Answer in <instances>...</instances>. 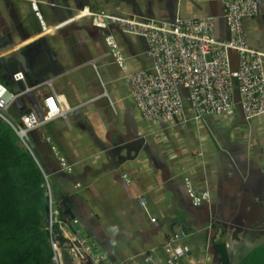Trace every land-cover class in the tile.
<instances>
[{
  "label": "crops",
  "instance_id": "obj_1",
  "mask_svg": "<svg viewBox=\"0 0 264 264\" xmlns=\"http://www.w3.org/2000/svg\"><path fill=\"white\" fill-rule=\"evenodd\" d=\"M226 1L0 0V45L14 40L17 48L26 47L24 55L31 70L30 76L22 74L16 79L14 75L21 71L4 68L7 74L0 78H5L9 91L18 96L9 112L14 117L19 114L17 118L31 111L42 117L43 100L49 95L67 111L66 116L31 133L34 150L43 157L53 189L60 187V200H66L75 213L81 224L79 232L95 240L100 251L114 262L145 254L166 259L165 244L182 232L184 247L188 246L185 239L197 240V248L189 246L191 255L182 259V264H208L205 254H212L219 264L215 246L224 242L217 241L220 232L211 230L213 222L225 229L220 234L227 240L241 227H264V116L248 122L236 105L224 116H207L202 120L208 124V133L194 147L191 137L176 140L180 132L175 133L176 129L182 130L180 117L185 121L188 113L183 112L172 121H146L154 131L170 132V137L160 134L157 140L151 139V131H142L136 124L135 103L124 76L125 84H116L109 70L104 71L106 83L101 77L97 80L85 73L92 62L108 67L114 61L104 41L106 34L114 36L125 55L132 40L119 27H94L81 12L89 8L92 12L128 13L164 21L213 16L216 36L225 40L229 37L223 17ZM257 1L259 13L244 20V29L250 46L254 44L255 49L264 52V0ZM33 2H37L45 28L33 10ZM154 4L157 12L152 11ZM16 5L21 7V19ZM30 10L35 25L27 20L33 17ZM72 30L86 31L96 39L91 54L87 44L79 42L81 36L70 35ZM49 37L58 42L71 40L70 48L49 41ZM42 47L47 53L43 61ZM146 49L147 43L138 51L148 64L129 63L130 68H149ZM6 51L0 56L10 49ZM0 83L4 84L2 79ZM229 120L231 124L224 123ZM232 121L234 126L239 124L236 132L229 128ZM257 139L260 144L253 151ZM185 177L191 178L197 193L208 191L210 200L194 206Z\"/></svg>",
  "mask_w": 264,
  "mask_h": 264
},
{
  "label": "built area",
  "instance_id": "obj_2",
  "mask_svg": "<svg viewBox=\"0 0 264 264\" xmlns=\"http://www.w3.org/2000/svg\"><path fill=\"white\" fill-rule=\"evenodd\" d=\"M43 28L45 24L37 2L32 3ZM257 0H228L224 4V20L229 38L216 36V19L181 18L164 21L148 17L120 16L106 11L85 13L92 25L100 30L119 27L129 36L141 37L147 43L146 55L149 68L130 70L121 46L112 34L105 37V44L114 62L125 72L131 87L133 102L147 122L172 121L185 110L186 97L195 121L207 116H224L235 105L234 92L238 90L240 107L246 121L264 116V52L251 48L244 29V20L259 13ZM231 52L238 57L237 70L233 71ZM96 68V62H92ZM23 72L14 75L20 79ZM18 96L0 83V118L15 131L23 146L33 154L31 132L57 117L66 116L53 95L43 100L42 117L35 112L22 114L19 118L10 114L9 108ZM62 165V164H61ZM46 178L47 218L49 240L52 249L50 264H182L191 255L181 243L184 233H175L165 244L166 259L144 257L125 258L114 262L100 251L95 240L81 235L73 226L78 221L61 217L56 206L53 190ZM184 182L194 206L210 200L208 191L197 193L190 177ZM146 209V203L142 202ZM155 222V218H151ZM213 262V258L207 257ZM66 260L69 262L66 263Z\"/></svg>",
  "mask_w": 264,
  "mask_h": 264
},
{
  "label": "trees",
  "instance_id": "obj_3",
  "mask_svg": "<svg viewBox=\"0 0 264 264\" xmlns=\"http://www.w3.org/2000/svg\"><path fill=\"white\" fill-rule=\"evenodd\" d=\"M45 175L48 170L41 153L36 149L32 154L0 118V264L51 263ZM54 196L61 217L70 221L59 194L54 192ZM215 251L219 264H231L225 242L215 246ZM241 264H264V245Z\"/></svg>",
  "mask_w": 264,
  "mask_h": 264
},
{
  "label": "rangeland",
  "instance_id": "obj_4",
  "mask_svg": "<svg viewBox=\"0 0 264 264\" xmlns=\"http://www.w3.org/2000/svg\"><path fill=\"white\" fill-rule=\"evenodd\" d=\"M28 6H30V2L28 1ZM24 7H25V3H23L22 4V8L24 9ZM16 8H17V13H18V16H19V18L21 19L22 18V14L19 12L20 11V9H21V7L20 6H18V5H16ZM117 8V5H115L114 6V9H116ZM29 9H30V7H29ZM48 11V10H47ZM152 11H155V12H157L158 11V6H157V4H154L153 5V8H152ZM30 12H31V10H30ZM32 13V12H31ZM4 15H6V16H8L9 14H8V11H5V13H4ZM31 16H33V17H28L27 18V20H28V22H30L31 24H33V25H35L36 24V20H35V17H34V14L32 13L31 14ZM9 19H11V20H13V18L12 17H10L9 16ZM248 19H252L251 17L250 18H248ZM226 23V22H225ZM246 31V30H245ZM70 35H72V36H81V38H79L80 40H79V42L82 44L83 42L85 43V44H87L86 46H87V48H90V50H89V54H91V48H94V46H95V44H96V39H91L90 38V36H89V34H88V32H86V31H80V32H77V33H75L74 32V30H72L71 31V33H70ZM127 37L129 36V35H126ZM106 37V36H105ZM105 37H104V39H105ZM129 38V40H132V43H133V45L132 46H130L129 47V52L128 53H126V55H125V60L126 61H128V64L129 63H131V64H133V65H138V64H141V63H143V65L145 66V65H147L148 64V61L146 60V58L143 56V55H141V54H139L140 52H142V51H138V50H140V49H145L146 48V41L143 39V38H141V37H135V36H129L128 37ZM248 38V37H247ZM55 39H57V38H54V37H49L48 38V40L49 41H51V42H53V43H57V44H65V45H67V48H70V43H71V40L70 41H67V42H58V41H56ZM228 39V38H227ZM248 41V40H247ZM248 43H249V41H248ZM136 44H139L138 46L136 45ZM249 45H250V43H249ZM253 45L254 44H252V46H251V48L253 47ZM138 47V48H137ZM140 48V49H139ZM254 48V47H253ZM108 51H109V49H108ZM147 51V49L146 50H144V52H146ZM136 55V57H132L133 55ZM145 56H147L146 54H145ZM41 57H42V61L44 60V58H47V53H46V49H45V47H42L41 48ZM109 57H111L112 58V56H110L109 55ZM129 58V59H128ZM149 63H150V61H149ZM90 66H92V67H90V68H85L86 70H85V73H88L90 76L93 74V76H95V78L97 79V80H99V77H101L104 81H105V83H106V78H105V75H104V71L105 70H109L111 73H112V75H113V77H114V79H115V81H116V79H117V81H116V84H125V80L123 79V76H126V74H127V72H125L124 70H122L113 60L110 62V65L108 66V67H103L102 66V63H99L98 61H96V68L94 67L93 68V65L92 64H90ZM135 68H130V70L132 71V70H134ZM120 88H123V87H120ZM121 91H122V89H121ZM123 94H125V91H124V93ZM112 96V95H111ZM135 105V104H134ZM133 108H135L134 109V113H135V121H136V124L138 125V127L142 130V131H144V129H146V130H150L151 131V133H152V137H151V139H158V136H159V138L161 137L160 136V134H164V135H166L167 137H170V132L169 131H163V130H161V131H159V132H157V130H155L154 131V128L153 127H149L148 126V123L142 118V116H141V113L138 111V108H137V106L135 105ZM185 112H188L187 113V116H185V121L183 120V117H180L181 118V124H180V126H181V129L182 130H178V129H176V131H175V133H177V131H180L179 132V137L176 139V140H183L184 138V136H188V137H191L190 139H189V141H192V143L194 144V147L196 146V144L197 143H199L200 142V138H201V136H206V134L208 133L207 132V122L205 121V120H201L199 123H197L194 119H193V116L191 117V114H192V111H191V106H190V103L188 102V101H186V106H185V111H184V113ZM29 113V112H28ZM133 113V112H132ZM15 116H19V114H15ZM236 116H237V114H236ZM186 119H187V121H186ZM252 121V120H251ZM224 123L225 124H231V120H229V122L228 121H224ZM232 123H233V126H229V128H231V129H233V132H236L237 131V129H238V127H239V124H237V125H235L234 126V123H235V121L233 122L232 121ZM45 125V124H44ZM44 125H41L40 127H38L37 129H39V128H41V127H43ZM37 129H35V130H37ZM34 131V130H33ZM32 131V132H33ZM152 131H154L155 133H153ZM31 132V133H32ZM30 136H31V134H30ZM198 141V142H197ZM259 144H260V140L259 139H257V141H255L254 142V149H253V151L255 150V149H257L258 147H259ZM60 191V187H57V186H54V192L55 193H58ZM211 230L212 231H216V234L218 233V232H220L221 234L222 233H224V232H222V231H220L221 230V228L219 227V225L217 224V221H215L214 223H213V226H212V228H211ZM175 231H179L178 230V228H175ZM83 232H81L80 234L81 235H84V234H82ZM218 234V235H216V239H217V241H221V242H227V239L225 238V235L223 236V235H221V234ZM241 238H245L243 235H241ZM223 239V240H222ZM252 239V238H251ZM251 239H249V238H247L246 237V240H251ZM187 242L188 241H190V242H186V244L188 245V246H186L187 248H189V246H190V248H193V247H195V248H197L196 246H197V240H196V238L195 237H192V240L190 239V240H187V239H185ZM255 240V239H254ZM233 243V242H232ZM217 244H219V243H217ZM233 246H234V244H233ZM189 248V249H190ZM255 251V250H254ZM207 253H210V252H208L207 251ZM210 255V254H209ZM249 255H251V253L249 254ZM248 255V256H249ZM129 257V256H128ZM130 257H132V255L130 256ZM135 257H137L138 258V256H135ZM205 259L207 258V255L205 254L204 256H203ZM199 258V257H198ZM199 261H200V258H199ZM198 261V262H199ZM208 264H212V261H209L208 262Z\"/></svg>",
  "mask_w": 264,
  "mask_h": 264
},
{
  "label": "water",
  "instance_id": "obj_5",
  "mask_svg": "<svg viewBox=\"0 0 264 264\" xmlns=\"http://www.w3.org/2000/svg\"><path fill=\"white\" fill-rule=\"evenodd\" d=\"M18 43H16L14 40H9L6 44L0 45V54L5 52L6 50L9 51L12 47H15V50L8 52L4 54L3 56H0V76H3L4 74H7V70L4 68L6 66L14 67L15 70H19L23 72L25 76H30L31 70L29 69L28 60L24 55V51L26 50V47H18ZM6 48V50H5ZM7 52V51H6ZM231 52V56L233 58V71L237 70L238 67V57H233ZM235 54V53H234ZM3 80L4 84L7 85L5 78H0ZM187 100H189V97H186ZM235 103L237 108L240 107V96L237 89H235ZM60 206L63 210H65L66 214L70 219H75L76 215L73 212L70 204L65 200L60 202ZM46 210H48V207H46ZM214 223V222H213ZM75 228L77 230L81 229V224L78 222L75 225ZM238 228H236L237 230ZM240 229V228H239ZM183 230L185 231V226H183ZM221 231L224 232L225 229L221 227ZM244 229H240L236 234H233V236L229 237V240H227V248L229 255L231 256V264H241V260L243 258H246L250 253H252L254 250L260 248L264 245V237L260 239L259 241H248V240H242L241 234H243ZM229 235V232H228ZM233 242V243H232ZM234 244V246H233Z\"/></svg>",
  "mask_w": 264,
  "mask_h": 264
},
{
  "label": "flooded vegetation",
  "instance_id": "obj_6",
  "mask_svg": "<svg viewBox=\"0 0 264 264\" xmlns=\"http://www.w3.org/2000/svg\"><path fill=\"white\" fill-rule=\"evenodd\" d=\"M115 14L120 15V16H130V14H128V13H123V14L115 13ZM131 17H134V16H131ZM104 41H105V39H104ZM240 229H242V230L244 229V232L241 235H243L245 238H242V240L243 239L246 240V237H247L249 239L252 238L251 240H248V241L255 242V241H259L260 239H262L264 237V227L261 228L259 226H254V227L250 226L249 228H242L241 227Z\"/></svg>",
  "mask_w": 264,
  "mask_h": 264
},
{
  "label": "clouds",
  "instance_id": "obj_7",
  "mask_svg": "<svg viewBox=\"0 0 264 264\" xmlns=\"http://www.w3.org/2000/svg\"><path fill=\"white\" fill-rule=\"evenodd\" d=\"M39 9V8H38ZM84 11V10H83ZM40 12V11H39ZM41 14V13H40ZM113 14H115V13H113ZM113 27H115V26H113ZM108 34H106V36H107ZM229 38V37H228ZM235 105H236V103H235ZM33 154H34V149H33ZM49 183H50V181H49ZM51 185V184H50ZM52 187V186H51ZM52 190H53V188H52ZM53 196H54V192H53ZM55 197V196H54ZM47 207H48V205H47ZM46 211H48V210H46ZM48 219V218H47ZM70 220H77L76 218L75 219H70ZM78 221V220H77ZM78 223V222H77ZM75 225V224H74ZM73 228H74V230L75 231H78L79 232V230H77L76 228H75V226H73ZM69 261L68 260H66V263H68Z\"/></svg>",
  "mask_w": 264,
  "mask_h": 264
},
{
  "label": "bare ground",
  "instance_id": "obj_8",
  "mask_svg": "<svg viewBox=\"0 0 264 264\" xmlns=\"http://www.w3.org/2000/svg\"><path fill=\"white\" fill-rule=\"evenodd\" d=\"M14 49H15V47H12V48L10 49V52L13 51Z\"/></svg>",
  "mask_w": 264,
  "mask_h": 264
}]
</instances>
